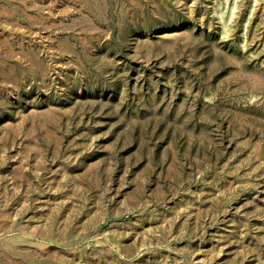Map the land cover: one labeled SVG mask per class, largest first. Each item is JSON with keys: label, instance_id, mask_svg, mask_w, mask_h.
Masks as SVG:
<instances>
[{"label": "rangeland", "instance_id": "1", "mask_svg": "<svg viewBox=\"0 0 264 264\" xmlns=\"http://www.w3.org/2000/svg\"><path fill=\"white\" fill-rule=\"evenodd\" d=\"M0 264H264V0H0Z\"/></svg>", "mask_w": 264, "mask_h": 264}]
</instances>
